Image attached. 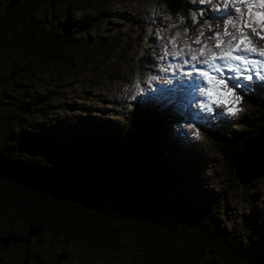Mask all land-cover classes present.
<instances>
[{"label":"trees","instance_id":"16d2710c","mask_svg":"<svg viewBox=\"0 0 264 264\" xmlns=\"http://www.w3.org/2000/svg\"><path fill=\"white\" fill-rule=\"evenodd\" d=\"M151 1L166 4L176 17L183 15L188 27L192 26L191 14L195 11L199 16L190 0ZM113 2L0 0V46L9 44L28 65L16 73L25 77L22 90L3 99L7 108L5 116L0 115V155L33 169L58 172L64 182L72 178L100 184L105 197L103 209L96 211L69 199L56 201L43 192L0 177V207L12 208L8 189L16 194L30 220H57L54 237L81 240L110 254L116 253L119 229L130 228L140 244L136 257L140 256L141 264L179 263L183 257L174 251L172 240L181 223L193 230L197 241L212 242L229 260L238 257L246 264H264V244L233 243L207 217L217 211L220 198L208 203L206 214L202 215L189 200L163 203L165 196L174 194L173 180L185 183V166L197 168L196 164L188 165V157L180 147L167 151L171 143L168 133H174L177 122L166 109L146 110L135 102L115 124L85 103L64 101L58 85L38 91L27 88V81L36 78L35 70L49 69L61 78L79 70L82 58L94 59L103 54L110 57L117 49L118 54L113 55L122 64L128 63L125 76L136 74L141 78L148 70L146 45L132 53L130 63L125 60L130 48L125 42L130 35H126L127 39L119 35L100 39V29L111 16ZM125 16L123 12L120 17ZM133 22L140 25L139 21ZM10 97L12 100L8 101ZM61 109L73 114L56 124L50 118ZM95 112L101 117H96ZM240 125L241 134L236 140L231 139L230 133L224 139L209 133L229 169L234 170V160L242 146L264 133V106L254 107L252 116L242 118ZM7 233L20 235L9 229L0 236Z\"/></svg>","mask_w":264,"mask_h":264},{"label":"rangeland","instance_id":"374dc122","mask_svg":"<svg viewBox=\"0 0 264 264\" xmlns=\"http://www.w3.org/2000/svg\"><path fill=\"white\" fill-rule=\"evenodd\" d=\"M190 1L196 11L200 9L215 11L217 8V0H213L210 5H201L199 0ZM161 4L151 0H114L110 8L111 16L100 29V39L104 41L116 35L123 39L130 35L125 42L130 45L126 53V62L133 63L132 53H136V50L144 45L148 47V52H144L148 70L141 78L136 74L133 77L125 76L128 73L126 66L128 63L122 64V60L119 61L118 56L113 55L119 52L115 48L117 50H114L110 57H104L103 54L94 59L82 58L79 70L61 78H57L49 69H34L36 78L32 79V82L27 81V88L31 87V90L38 91L44 87L53 88L54 85H58L64 101L85 103L90 110L103 112V119H111L115 124L120 122L122 115L127 113L129 106L135 102L146 110L166 109L167 114L177 122L174 133L172 135L168 133L171 143L167 151L171 152L175 146L180 147L188 157L190 162L188 165L196 164L197 168L185 166L182 173L186 178L185 183L173 180L171 188L174 194L165 196L163 203L169 205L172 201L189 200L198 206L199 214L202 215L206 214L208 203L220 198V201H217V211L213 216L207 215L213 224L218 225V231L220 230L231 242L241 246L264 244V176L257 175L246 183L242 181L236 170L229 169L221 150L209 134L215 133L214 136L224 139L225 135L230 133L231 139L236 140L241 134V119L251 117L254 107L264 106V79L254 77L252 81H243L249 87L242 90L243 100L239 107L243 111L236 116L228 114L221 106L215 109L216 113H221L215 119H204L208 114L199 107L202 97H196L187 110H176L174 107L166 106L161 102L164 93L158 92V89L166 87L168 79L173 77L172 72L161 71L162 67L172 61L171 58L162 60L161 57L167 39L182 28H168L170 23L176 22V16L167 9L173 19L172 21L165 19V10L160 7ZM123 12L126 18L120 17ZM118 14L120 16H117ZM207 14L206 11L205 15ZM131 20L139 21L140 25L131 23ZM189 21L191 24L192 21ZM204 22V18H201L199 23L189 27L193 37L199 33ZM204 31L205 38L212 35L207 28ZM182 42L183 37L177 39L178 45ZM213 43L214 41H209L210 45ZM256 43L259 47H264V39H257ZM26 66L27 60L14 52L9 44L4 43V46H0V115L5 116L7 108L6 104H3V99L7 95H18L17 89L22 90L20 85L24 84L25 77L17 76L16 73ZM153 75L157 76L156 80L149 79ZM137 82L142 89L139 94L135 87ZM10 100L11 97L8 101ZM98 112L94 115L101 117ZM72 114L73 112L69 110L61 109L50 119L56 124H61V119ZM197 127L201 133L199 138L194 135ZM64 128L67 127L64 125ZM259 140L261 141V138L253 142L252 147ZM6 190L12 208L4 210L0 207V235L14 229L20 235L26 236L29 225L31 228H37L39 233L28 243L10 242L6 248L0 245V264H23V261H26V264H141L140 256L136 257L140 244L130 228L119 229L116 253L113 254L81 240L54 237L52 233L58 224L57 220L47 221L42 217L30 220L21 208L16 194ZM175 236L172 240L174 251L183 258L179 263L173 264H246L238 257L229 260L212 242L197 241L193 230L184 223L179 225ZM24 249L27 250L25 254Z\"/></svg>","mask_w":264,"mask_h":264},{"label":"snow or ice","instance_id":"6c2138e0","mask_svg":"<svg viewBox=\"0 0 264 264\" xmlns=\"http://www.w3.org/2000/svg\"><path fill=\"white\" fill-rule=\"evenodd\" d=\"M199 2L210 5L213 0ZM201 18L205 22L194 37L183 15L177 14L176 22L168 25L169 29L182 30L167 39L161 57L172 61L161 71L173 73L167 86L158 89L164 93L161 102L176 110H187L196 97H202L199 107L208 114L204 119H215L221 114L215 109L221 106L228 114L236 116L243 111L239 107L242 90L249 87L243 81H252L254 77L264 79V47L256 43L257 39H264V0H217L215 11L200 9L199 16L194 11L192 24L199 23ZM172 19L170 16L167 20ZM205 28L212 33L206 38ZM181 37L183 42L178 45L177 39ZM209 41L214 43L210 45ZM149 79L156 80L157 76ZM135 87L139 94L142 91L139 82ZM194 135L200 137L198 127Z\"/></svg>","mask_w":264,"mask_h":264},{"label":"water","instance_id":"95a60500","mask_svg":"<svg viewBox=\"0 0 264 264\" xmlns=\"http://www.w3.org/2000/svg\"><path fill=\"white\" fill-rule=\"evenodd\" d=\"M263 136L264 133L258 137L261 138V141L259 140V142L253 144V147L251 144L256 142L258 138L255 137L254 140L247 141L234 160L236 173L245 183L251 181L257 175H264V171L261 172L260 170L261 168H256V161L252 157L256 152L255 148L262 142L264 143ZM0 177L9 182L19 183L28 189L43 192L56 201L69 199L80 203L85 208L96 211L103 209L104 206V187L100 184L72 178L64 182L61 181L62 174L58 172L33 169L22 162L7 159L2 155H0ZM38 233L39 230L36 228H29L26 236L7 233L0 236V245L6 248L10 242L28 243ZM24 264H26V261Z\"/></svg>","mask_w":264,"mask_h":264},{"label":"bare ground","instance_id":"6f19581e","mask_svg":"<svg viewBox=\"0 0 264 264\" xmlns=\"http://www.w3.org/2000/svg\"><path fill=\"white\" fill-rule=\"evenodd\" d=\"M256 152L252 156L256 161V168H264V143L262 142L255 148ZM251 157V158H252Z\"/></svg>","mask_w":264,"mask_h":264},{"label":"clouds","instance_id":"9594fccd","mask_svg":"<svg viewBox=\"0 0 264 264\" xmlns=\"http://www.w3.org/2000/svg\"><path fill=\"white\" fill-rule=\"evenodd\" d=\"M160 7L165 10V12H164L165 19H168L171 16V14L167 12V6H166V4H161Z\"/></svg>","mask_w":264,"mask_h":264}]
</instances>
